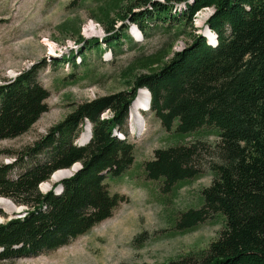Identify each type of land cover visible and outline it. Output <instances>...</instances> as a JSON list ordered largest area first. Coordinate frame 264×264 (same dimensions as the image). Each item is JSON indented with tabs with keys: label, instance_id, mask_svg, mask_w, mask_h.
I'll return each instance as SVG.
<instances>
[{
	"label": "trees",
	"instance_id": "trees-1",
	"mask_svg": "<svg viewBox=\"0 0 264 264\" xmlns=\"http://www.w3.org/2000/svg\"><path fill=\"white\" fill-rule=\"evenodd\" d=\"M202 8L211 9L204 24L215 32L214 43L192 25ZM97 19L106 30L102 37L85 38L75 26L79 46L53 61L74 67L86 50L101 51L130 38V24L142 33L151 21L187 26V38L180 49L170 51L168 45L139 60L143 69L130 76L128 87L74 102L30 143L0 150L12 156L0 161V198L25 205L23 213L0 221V264L66 244L126 199L110 192L104 177L118 175L133 160L125 124L144 87L149 110L163 129L182 138L199 130L215 136L154 147L142 161L145 176L162 191L210 172L209 183L198 189L200 203L179 211L169 232L188 230L216 214L221 224L203 247L162 262L117 264H264V0H108ZM46 64L41 57L0 81V140L25 131L47 108L49 92L38 79ZM106 112L110 115L103 116ZM86 121L90 137L77 143ZM76 161L80 166L70 175L39 189L57 168ZM149 234L135 233L132 246Z\"/></svg>",
	"mask_w": 264,
	"mask_h": 264
},
{
	"label": "rangeland",
	"instance_id": "rangeland-1",
	"mask_svg": "<svg viewBox=\"0 0 264 264\" xmlns=\"http://www.w3.org/2000/svg\"><path fill=\"white\" fill-rule=\"evenodd\" d=\"M107 2L0 0V81L29 65V62L44 57L47 64L39 70L38 79L49 92L45 99L47 108L25 131L1 139L0 150H17L30 143L50 124L59 120L74 102L128 87L130 76L143 69L139 60L145 56L157 53L161 48L166 49L168 45L170 51L183 46L187 26L181 29L175 24L151 21L145 23L139 36L133 33L134 26H131L127 29L130 38L124 37L114 47H105L101 51L94 47L86 50L85 59L74 67L65 61H53V57H60L62 53L76 50L79 46L75 26L85 38L97 36L99 39L103 36L106 30L97 16L100 6ZM199 10L192 20L197 31L203 28L198 25L201 12L208 14L211 11L204 8ZM90 25L94 31L86 32ZM75 54L78 61V52L75 51ZM168 55L162 56L161 60ZM71 72L72 75H69ZM132 110L134 107L132 109L131 105L125 130L126 139L133 143V160L118 175L104 177L107 189L122 193L126 199L119 201L109 216L66 244L35 255L16 257L15 264H117L121 260L162 262L178 251L203 247L213 238L221 224L217 214L188 230L169 232L179 211L200 203L198 189L209 183L210 172L203 170L197 176L175 182L169 190L162 191L158 182L145 176L142 161L151 157L154 147L188 142L197 137L212 141L214 134L199 130L200 134L194 132L183 138L178 137L163 129L149 108L145 111ZM136 112L143 116V130L135 127L137 131L129 133V121L137 125ZM11 159V155L0 154V161ZM38 187L43 190L41 186ZM13 204L19 206L18 213L25 207L21 203ZM13 213H4L0 209V220L7 219ZM141 230L150 234L137 247H133L131 238Z\"/></svg>",
	"mask_w": 264,
	"mask_h": 264
},
{
	"label": "bare ground",
	"instance_id": "bare-ground-1",
	"mask_svg": "<svg viewBox=\"0 0 264 264\" xmlns=\"http://www.w3.org/2000/svg\"><path fill=\"white\" fill-rule=\"evenodd\" d=\"M205 18H206V12L204 11V12H201V14L199 15V18H198V25L199 26H201V27H203V24H204V20H205ZM132 26V25H131ZM135 27V26H134ZM131 28V27H130ZM136 28V27H135ZM92 31H94V27L92 26V25H90L87 29H86V32H92ZM139 30H137V29H134L133 28V33L136 35V36H139V33H141V32H138ZM208 36V39H212V35H211V33H208L207 34ZM142 36V35H141ZM50 46V45H49ZM53 49V48H52ZM146 99H147V92H146V90L144 89V88H142V89H138V92H137V94H136V98H135V100H134V102H133V107H134V110H132V112L133 111H139V110H146V109H148L149 107L146 105ZM135 105H137V107L135 108ZM140 105V106H139ZM133 107H132V109H133ZM136 109V110H135ZM106 114H108V112H106V113H104L103 114V116H105ZM110 115V114H109ZM128 115H129V113H128ZM135 116H136V119H135V121H136V123H137V125L135 124V125H133L132 123H131V121H129V133H134V132H136L137 131V129L136 128H138L139 130L140 129H142L143 130V116L140 114V113H135L134 114ZM102 116V117H103ZM136 127V128H135ZM84 132H85V129L83 130ZM83 134H85V133H83ZM119 136H122L120 133H119ZM82 137H83V135H82ZM66 173V170L64 169V170H56V172H54L51 176H50V179L49 180H47L46 182H44V183H42L40 186H41V188H44V187H46L47 186V183L48 184H50V185H52V183L54 182V181H57L59 178H60V176H62L63 174H65ZM65 177V176H64ZM62 179V178H61ZM60 180V179H59ZM58 180V181H59ZM16 208V206L10 201V199L8 200V199H6L5 197H1L0 198V209L4 212V213H11L14 209Z\"/></svg>",
	"mask_w": 264,
	"mask_h": 264
},
{
	"label": "water",
	"instance_id": "water-1",
	"mask_svg": "<svg viewBox=\"0 0 264 264\" xmlns=\"http://www.w3.org/2000/svg\"><path fill=\"white\" fill-rule=\"evenodd\" d=\"M210 13V12H209ZM208 13V14H209ZM208 14H206V17H207V15ZM131 25H133V26H135L136 27V29L138 30V28H137V26L135 25V24H130V26ZM129 29H130V27H129ZM200 33L202 34V35H205L206 36V38H207V41L209 42V43H214L215 41H216V34H215V32L214 31H212V30H210L209 29V26H208V24H203V28H202V30H200ZM208 33H211V35H212V39H208ZM30 63H32V61L31 62H29V64ZM18 72V71H17ZM17 72H15L14 74H12L11 76H13V75H15ZM144 89L146 90V92H147V99H146V105L147 106H149V97H150V94H149V91H148V89L146 88V87H144ZM90 126H91V124H90V122L89 121H86L85 122V124L83 125V130L85 129V132L84 131H80V133H79V135H78V137H77V139H76V141H77V143H83V142H85V141H87L88 139H89V137H90ZM83 133H85V134H83ZM82 135H83V137H82ZM80 166V163L78 162V161H76V162H74V163H72L69 167H61V168H57V170H66V173L65 174H63L62 176H60V178H62V177H64V176H68V175H70L71 173H72V171H74L75 169H77L78 167ZM56 170V169H55ZM59 178V179H60ZM50 184H48L47 183V186L46 187H44L43 188V190H46V189H49L50 188ZM53 189L55 190V191H58L59 189H60V184L59 183H56L54 186H53ZM2 197H5V196H2ZM5 198H7V197H5ZM7 199H9V198H7ZM19 210V206H17L13 211H18ZM13 215H18L17 213H14V214H12V215H10V216H8L7 218H9V217H11V216H13ZM0 221H2V220H0Z\"/></svg>",
	"mask_w": 264,
	"mask_h": 264
}]
</instances>
